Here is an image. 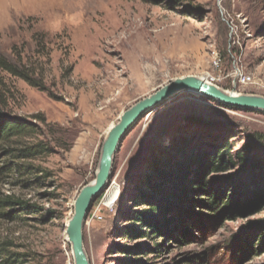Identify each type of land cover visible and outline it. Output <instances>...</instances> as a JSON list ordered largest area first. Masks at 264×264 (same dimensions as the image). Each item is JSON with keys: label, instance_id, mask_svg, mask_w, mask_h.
Returning a JSON list of instances; mask_svg holds the SVG:
<instances>
[{"label": "rangeland", "instance_id": "rangeland-1", "mask_svg": "<svg viewBox=\"0 0 264 264\" xmlns=\"http://www.w3.org/2000/svg\"><path fill=\"white\" fill-rule=\"evenodd\" d=\"M0 52L22 59L46 86L6 78L14 94L8 111L40 127L15 148H49L19 160L35 168L30 174L0 172V197L31 206L15 216L3 214L20 207L0 210V264H75L66 235L74 202L94 182L109 129L127 109L188 76L215 77L226 92L264 97V0H0ZM235 67L253 83L235 86ZM191 118L204 124L185 126ZM202 133L217 136L220 150L229 143L233 155L248 148L251 158L264 160V112L189 92L163 103L135 123L114 156L97 204L116 195L113 185L119 196L84 224L90 264H264V207H234L238 213L229 216L225 208L175 201L179 213H169L164 233H130L141 228L136 212L146 209L136 201L149 193L143 183L157 180L153 160L176 156L168 149L172 136ZM5 150L0 145V169L15 161ZM37 167L50 177L37 179ZM240 170L233 165L213 176L224 181Z\"/></svg>", "mask_w": 264, "mask_h": 264}, {"label": "trees", "instance_id": "trees-1", "mask_svg": "<svg viewBox=\"0 0 264 264\" xmlns=\"http://www.w3.org/2000/svg\"><path fill=\"white\" fill-rule=\"evenodd\" d=\"M167 1L174 4L179 2V0ZM225 55L228 56L226 52ZM7 77L23 80L30 86L45 91L44 76L36 73L22 59L12 58L0 52V90L6 89V92H0V145L6 146L5 154L15 160L3 166L0 172L12 174L16 170L18 173L23 171L30 174L35 168L32 166L24 168L19 160L35 159L40 154L48 153L49 148H15V145L21 144L22 138L37 133L40 127L8 111L9 100L14 94L7 88ZM203 124L202 120L191 118L187 120L185 126L201 127ZM205 137L203 133L199 137L181 134L178 137L172 136L168 149L171 154L174 151L176 156L172 157L166 152L163 162L153 160L151 169L157 180L155 182L147 178L143 183L149 193H141L136 201L146 209L136 212L135 219L141 228L131 230L130 233L134 232L144 237L153 236V238H156L157 234L164 233L160 226L166 224L169 213L173 211L179 213V210L172 208V203L175 201L183 205L198 203L210 210L225 208V213L229 216L238 213L234 211V207L250 211H258L264 207V160L251 158V150L248 148L245 150L247 152L239 151L233 155L229 150V143L224 144V148L220 150L216 143L217 136L210 134ZM238 164L241 167L238 174L227 176L224 181L213 176ZM36 175L39 180L50 177L49 172L41 167L36 168ZM103 196L104 194L100 198ZM98 200L94 206L97 205ZM9 207L20 208L3 215L15 216L18 211L31 210V206L25 205L13 196L0 197V210ZM143 229L147 231L144 232ZM132 263L144 264L142 261ZM4 264H18V261L6 260Z\"/></svg>", "mask_w": 264, "mask_h": 264}, {"label": "water", "instance_id": "water-1", "mask_svg": "<svg viewBox=\"0 0 264 264\" xmlns=\"http://www.w3.org/2000/svg\"><path fill=\"white\" fill-rule=\"evenodd\" d=\"M185 92L196 93L199 96L236 108L264 112V97L229 93L205 79L194 76L177 78L127 109L108 132L102 147L100 164L94 182L85 185L79 191L74 202V214L67 224L66 234L72 245L75 264H90L85 251L84 224L94 202L104 194L109 186L114 156L121 147L123 140L135 123L144 115L153 112L163 103Z\"/></svg>", "mask_w": 264, "mask_h": 264}, {"label": "built area", "instance_id": "built-area-1", "mask_svg": "<svg viewBox=\"0 0 264 264\" xmlns=\"http://www.w3.org/2000/svg\"><path fill=\"white\" fill-rule=\"evenodd\" d=\"M213 65L216 68H220L222 65V59L220 54H218L217 52H214V57H213ZM232 78H233V84L236 85H240V86H248L251 85L253 83V78L251 75L245 73L242 69H240L239 67H235L233 72H232ZM207 82L218 86V79H216L215 77H207ZM119 196V195H118ZM104 201V200H103ZM103 205H105L102 201L100 203H98L96 206L93 205L89 215H88V220H96V219H100V213L101 210L103 208Z\"/></svg>", "mask_w": 264, "mask_h": 264}, {"label": "bare ground", "instance_id": "bare-ground-1", "mask_svg": "<svg viewBox=\"0 0 264 264\" xmlns=\"http://www.w3.org/2000/svg\"><path fill=\"white\" fill-rule=\"evenodd\" d=\"M189 93H192V92H189ZM192 94H195V95H197V96H199L198 94H196V93H192ZM111 127H112V125H111ZM111 129V128H110ZM109 129V130H110ZM117 189V193H116V195L115 196H110V199H109V201H105L104 202V204H106V205H109V204H111V203H114L116 200H117V198H118V186L117 185H113V187H112V191H114V190H116ZM108 196H109V194L107 193L106 194V198H108ZM67 227V226H66ZM66 231H67V229H66ZM67 235V234H66ZM67 239H68V237H67ZM68 242H69V239H68ZM70 243V242H69ZM71 244V243H70ZM72 246V245H71ZM72 255H73V252H72Z\"/></svg>", "mask_w": 264, "mask_h": 264}]
</instances>
